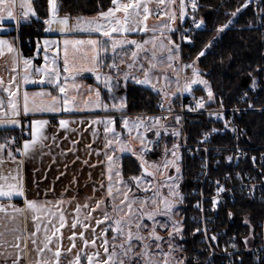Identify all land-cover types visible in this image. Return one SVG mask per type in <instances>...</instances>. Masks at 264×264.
<instances>
[{
  "label": "snow or ice",
  "instance_id": "snow-or-ice-1",
  "mask_svg": "<svg viewBox=\"0 0 264 264\" xmlns=\"http://www.w3.org/2000/svg\"><path fill=\"white\" fill-rule=\"evenodd\" d=\"M152 0H111L112 6L107 9V11H101L98 13V17H93L91 19H85L83 17L76 18L75 25H69L70 17L65 15L64 17H59L57 15L59 11V7L57 4V0H48V11L49 17L44 20L46 25L57 24L60 26L59 31L64 33L66 31H72L73 28H78L82 32L88 33H100L101 37L106 39H64L63 40V73L64 75V83H61V71L57 67L55 59L51 61V64L47 63L48 57L45 56V65L40 68H35L34 71L40 77L41 83H47L49 85L58 88L59 92L63 94V110L71 111L76 103V96H70L68 89L69 88H79V85L75 83V78L84 72H91L96 74L97 81L101 80V73L99 69L107 65L110 70H115L118 75L115 79L119 80V72L120 69L115 63V60L118 57V52L124 50L125 45H135L137 49H140L142 46L138 44L136 41H131L127 39H116L113 34H125L129 32L135 31H147L146 22L150 15H152V11L150 9V3ZM157 7H163L168 9V11L164 12L163 15L167 16L169 21H175L177 16L176 12L172 10V6L176 3V0H155ZM261 4H264V0H261ZM190 5L192 12L195 13L200 5L198 0H190ZM188 3L186 0H179V19L181 21L184 20L186 16V8ZM249 5L245 3L242 5V8H247ZM17 7V0H0V21H4L5 19L17 20L27 19L29 15L35 16L36 13L32 8L29 0H20L19 7L21 9L20 13H16L14 10ZM241 8H237L235 11L228 13L229 19L222 24H218L214 28L215 35L212 36L211 39L208 40L207 43L203 45V48L198 52L196 56V60L191 64L184 65V68L191 69L190 78H185L183 84L180 83V77L177 75L176 78V90L177 92H192L194 90H200L198 87L194 89L193 86H203V91L207 94V102L215 101V93L213 91L212 85L209 80L205 78L206 75H210V73H203L201 69L197 66V62L200 61L202 57L207 56L212 50L219 44L220 40L223 38V34L227 31L231 30V28L235 25V18L241 12ZM121 15H117V14ZM159 15V13H157ZM259 15L261 16V27L264 28V8L260 9ZM193 24L196 29H201L204 31H208L206 21L204 19H200L197 21L195 17H193ZM251 27V23L247 25ZM164 29L167 31H173L167 24L164 25ZM51 28H46L45 31H49ZM156 28L152 29L153 33L156 32ZM17 38H13L12 40L0 38V56H2L5 51L9 54H13V61L17 63L19 57L17 54V48L15 47V40ZM157 37L153 35L152 43H153V57H155V47L157 44ZM183 40L192 43L193 40L191 37L183 36ZM45 45L56 44L58 45V41H44ZM145 44L148 41L144 42ZM168 44L172 45L167 49L169 55L168 60L173 61L174 59H179L180 48L179 45H173L171 39L168 40ZM160 48L163 49L165 46L163 42H160ZM175 51L176 56L173 57L172 52ZM109 52H111L112 63H107V57ZM133 62L128 63L126 67L128 69H132L136 63L137 52H132ZM232 58L231 54H229L228 59ZM23 66L25 70V74L23 76V82L27 83H36V81L32 80L29 75V69L32 64L30 59H23ZM121 63H124L123 59H121ZM220 64L224 63L223 56L219 61ZM172 65L169 64V67ZM141 71H143V78H136L135 76H131L129 72L123 73V79L127 81L129 78H132L135 83L142 85H150L153 91H157L156 83H153L151 80V73L149 70H145L141 65ZM155 67L154 64L150 63V68ZM16 70L13 69V72ZM256 72H264V67H258L255 69ZM249 76H252V84L251 88L254 91L256 88V78L253 76L252 72L248 73ZM71 79L72 83L69 84L68 81ZM114 77L111 75L103 76V83L108 88L109 93L113 91L117 84H113ZM17 77L13 75L11 80L8 82L7 86H4L2 80H0V90L7 93V106L5 107L4 101L0 100V117H15L19 116L18 110V91L19 85L16 84ZM167 82V78L165 77ZM16 86V91H13V86ZM91 91V89H89ZM158 95L162 94L163 99L159 102V107L161 109L164 108V100H167L169 104H171L172 97L170 94L164 91V88L161 87L157 93ZM50 93L44 91H38L31 94V103H30V95L27 91L23 94L24 106L23 112L25 115L31 113H42V112H59L61 111V106L58 100V97L51 96V100H45V97L50 96ZM96 104L99 106L100 101V92L96 91ZM240 102H244L247 104L246 110H255L254 103L249 99V93L244 91L239 97ZM207 102L204 101L203 98L197 100L196 109H203L207 106ZM220 110L212 113H209L210 117H215L217 121H224V129L227 131H231L236 135V140L239 141L242 135H245V131L243 129H238L236 126L232 124L231 120L225 119L224 113V101L221 98L220 100ZM107 108V105L104 106ZM125 107L124 103L114 104L113 108L116 111H121ZM171 112V107L167 109ZM189 110H195L189 108ZM260 111H264V106H261ZM242 111L238 108H233L232 112L235 115L236 113ZM167 119V117H144L142 119L138 118L136 120L130 121L128 118H123V127L128 130L131 135L133 129L136 130V135L133 137L134 139H138L140 141L141 147L139 149L138 159L141 160V169L142 174L140 176H132L130 179L135 181L136 187L138 189L141 188L142 185H150V187H144L143 191L149 192L152 191L153 195L151 197H144L140 199L136 196H130L132 188L130 185L126 184L121 178V172L119 170L115 171V176L117 177V183L121 185V188H117L114 192V185L112 182V169L109 168V184L107 188V197L115 200L122 196L118 205H112V210L117 213L115 217L111 216L107 210V205L105 206V211L103 213L102 218L96 219V225L103 224L105 221L108 222L107 226L101 229L100 235L97 237L95 232V228L93 227V239L91 241L84 238V232H80V239L83 241L85 248L89 245L96 247L97 240H100L99 247L103 249V256L100 251H96L94 253H88L85 251V248H82L75 257L69 261V264H82V254L86 256L87 264H187L186 258H180L175 255V253L183 251V246L175 243L176 237H180L183 239V226L182 223L176 219L174 216L176 214L177 205L182 204L184 202V196L180 191L179 180L182 178L180 161L182 157L179 154L180 145L174 144L172 149L165 150V159L158 164H147L143 160V156L148 153V151L153 150L149 147L152 143L148 141L144 132L140 131V129H144V131H153L155 130V135L159 137L161 135V129L164 130V133L167 134V126L162 124L163 120ZM177 122L180 121V117H176ZM113 119L108 118L105 123L106 125L113 124ZM18 123L15 119H0V125H16ZM48 121L46 120H33L31 122V137L32 139L25 140L23 143V148L17 149L20 151L22 155H27L30 150H32L38 143L41 137V130L44 125H46ZM69 121L60 120L59 125L61 128H66ZM221 131V129L212 128L210 131L205 132L202 136L200 143H207L209 137L212 136L213 133ZM106 133H112L116 138L118 148L120 151L129 150V145L122 141L118 134L115 133L114 128L105 127ZM172 135L179 136V132L173 131ZM12 141H8L11 143ZM158 143V141H157ZM113 144L112 140H109L105 147L109 148ZM6 147V144L0 143V151H2ZM207 151V150H206ZM235 151L237 154L241 153V149L239 144L237 143ZM170 152V158H169ZM8 157L10 159H14L11 151L8 152ZM262 159H264V153L261 154ZM239 158V155L237 156ZM109 162L113 161V156H107ZM228 161L232 160V156L227 157ZM252 160L255 162L256 157H252ZM205 167H207V162H205ZM174 168L175 176L168 175L166 170ZM151 169V170H149ZM157 176L162 177L161 180H157ZM146 177H151V180L146 179ZM217 184V197L220 193L225 191V188L220 185L219 181ZM103 187V184L101 185ZM167 188V195H163L161 192V188ZM247 187V186H244ZM123 189V190H122ZM20 197L24 196V186H23V178L16 175H3L0 174V197L12 198L13 196ZM253 199H255L254 186L253 191L250 193ZM217 197H213L212 199V208L215 211L219 206V201ZM102 203H105L104 199L96 201L94 206H91V211L87 213V215L82 220L80 218L81 209H88L90 206L85 203L83 205H77L75 212L76 216L73 218L72 227L75 228L77 225L81 226L84 229L90 227V223H84V220H88L89 222L92 219V213L98 210ZM25 207L20 208L13 204L9 205H0V213H5L7 208L12 209V213L7 214L8 220L15 219L16 216L22 215L25 213H32V220L34 222L40 221L41 217L48 223H37L36 230L33 231L30 236L32 237V244L36 245L37 241L35 237L37 233H39L41 227L44 229V239L43 246L37 248V255L40 257L45 251L52 252L54 256V260L42 259L38 258L35 264H60L61 258V247L57 246L55 251L50 247V245L54 242L53 238L57 237L60 228H63L66 223L65 216L63 212L60 210V205L63 204V200L56 201H43L37 202L35 200H28L25 198L24 200ZM151 204L154 207L151 210H146L147 206ZM138 205V206H137ZM195 207L200 208L203 211V208L200 203H197ZM126 208V211H125ZM122 213V215L120 214ZM228 216L231 219L233 213L231 211L228 212ZM157 217H165L164 220H159ZM54 218H58L59 227H56ZM147 221H151V228H149ZM246 224H249V227L253 229L252 234L254 235V226L251 224L249 219L246 217ZM49 225H51V234H49ZM261 227H264V221L261 222ZM157 229L163 230L167 232L168 239L165 241L164 237H162ZM8 230V229H6ZM111 230L112 237L111 241L107 235L108 231ZM11 231L15 232L18 229H11ZM196 232L203 231L205 241L217 242L218 236L213 234L209 237L208 229L205 227L203 230L197 228ZM146 233V234H145ZM195 234V233H194ZM4 235L3 232H0V237ZM76 233L73 232L69 237L70 240L73 241L72 247H75V238ZM21 237L19 235L15 236L16 243L8 245L9 247L19 249ZM119 241V243H117ZM249 242V237H244L245 247H247ZM3 243H7L4 241ZM167 243L168 251H164L162 245ZM155 245V252H153L152 245ZM211 243H209V249H211ZM137 247H139V252L136 251ZM233 249L237 247L235 243L230 245ZM71 252V248L68 249ZM225 252L227 253V248H225ZM232 256L235 253H227ZM3 255V253H0ZM214 256V251H209V257L206 259L205 264H210L211 258ZM241 264H242V257ZM8 257L4 256L5 264H7ZM22 256L19 252L16 253L15 257L12 259V264H21ZM198 264V262H197ZM264 264V261H262Z\"/></svg>",
  "mask_w": 264,
  "mask_h": 264
},
{
  "label": "crops",
  "instance_id": "crops-1",
  "mask_svg": "<svg viewBox=\"0 0 264 264\" xmlns=\"http://www.w3.org/2000/svg\"><path fill=\"white\" fill-rule=\"evenodd\" d=\"M31 1V5L33 0ZM20 0H17V7L14 10L19 13L21 10L19 7ZM58 4V2H57ZM59 17H64L57 13ZM118 16L121 14H117ZM49 17V11H48ZM97 16L83 17L86 20ZM34 16L29 15L27 19L7 20L0 21V38L12 40L14 37L15 47L17 48V56L19 60L17 63L13 61V54H9L7 51L0 56V80L3 81L4 86L8 85L13 75H16V84L19 85L17 103L19 116L15 117H0V119H15L18 121L16 125H0V143L12 144V142L18 138H22V150L23 143L25 140H31V122L33 120H46L48 123L44 125L41 130V139L37 145L29 151L27 155H22L20 151L14 149L12 152L14 159L8 157V152L5 147L0 151V174L12 175L19 174L23 178L24 196L12 198L0 197V205L13 204L17 207L24 208V200H35L38 203L43 201H56L63 200L60 210L63 212L66 223L63 228H60V232L57 237H54V242L50 245L55 251L57 246L61 247V258L60 264H69L77 252L82 248H85L83 241L80 239L79 233L84 232V238L91 241L93 239V227L95 228L96 236L100 235L102 224L96 225V219L102 218L107 205L109 211V198L107 197V188L109 184L108 173H109V148L105 145L109 141L108 133L105 132L106 125L105 121L108 118H112L114 121L115 129V118L123 121V118H128V114H125V107L121 111H116L113 108L114 104H120L123 99L113 101L105 99L102 96V89L108 90L103 83L104 75H111L116 72L114 69L109 71L103 67L99 69L101 73V80L97 81L96 74L91 72H84L75 78V83L79 85V88H69L68 92L70 96H76L75 106L71 111L63 110V94L59 92L58 88L52 85L40 82V77L35 73V68L43 67L46 63L45 56L48 57L47 63L51 64V61L55 59L57 67L61 71V83H64L63 73V40L64 39H106L100 36V33H88L82 32L78 28H73L72 31H66L61 33L59 31L60 26L53 24L51 26L46 25V28H51L49 31H45V36L39 40H35L32 49L30 51H24L22 48L23 42L20 40V25L29 23ZM71 18V17H70ZM188 19V18H187ZM76 18H71L69 25H75ZM153 25V26H152ZM147 26V31H135L125 34H113L116 39H127L136 41L142 46L144 40L151 37V34L158 33L156 35L157 43L162 41L164 44L163 58L168 54L167 49L172 45L168 44V40L174 41V33L179 29L178 27L173 28L170 23V28L173 31H167L164 27L160 26L158 22ZM156 28V32L153 33L152 29ZM29 40V39H26ZM58 41L59 44L45 45L44 41ZM174 43V42H173ZM153 45V43H152ZM136 50L135 45H125L123 51L118 52V56H121L123 61L133 62L132 52ZM111 53V52H110ZM147 53V54H146ZM136 63L138 61L143 62V59L139 57H149L147 50H141L137 53ZM123 56V57H122ZM23 59H30L32 64L29 69L30 78L36 83L23 82V76L25 74ZM121 59H118L117 66L120 67ZM156 59V58H155ZM180 59V56H179ZM152 61V60H151ZM120 63V64H119ZM123 64V63H122ZM137 64H135L136 66ZM13 69L16 71L13 72ZM111 72V73H110ZM156 72V70L150 71V73ZM112 76V75H111ZM143 76L140 74L139 77ZM92 78L93 81H89ZM115 78V77H114ZM117 81L113 79L112 83ZM131 81V80H130ZM135 83L134 81H132ZM72 83L71 79L68 81ZM114 84V83H113ZM116 84V83H115ZM114 84V85H115ZM137 84V83H135ZM141 85V84H139ZM144 87H147L143 85ZM150 88V87H148ZM91 89V91H89ZM152 89V88H150ZM16 86H13V91H16ZM27 91L30 95L38 91H44L50 93V96L45 97V100L50 101L51 96L58 97L61 111L59 112H42V113H29L27 115L23 112L24 100L23 94ZM96 91L100 92L99 106L96 104ZM156 92V91H155ZM179 97V96H176ZM175 97V98H176ZM174 98V99H175ZM0 100L4 101L5 107L7 106V93L0 90ZM124 103V102H123ZM107 105V108L104 106ZM142 116V117H141ZM144 118L143 115H139L138 118ZM23 118V121H20ZM136 118H134L135 120ZM60 120L69 121L66 128H61L59 125ZM123 123V122H122ZM3 131V132H2ZM8 141H12L8 143ZM131 151L129 147L128 152ZM127 151H122V155ZM103 184V187L101 185ZM104 199L105 203H102L100 208L92 213V219L89 222L84 220V223H90V227L87 229L77 225L75 228L72 227L73 218L76 216V206L87 203L90 207L88 209H81L80 218L83 220L89 211L91 206L96 204V201ZM12 213L11 208H7L5 213H0V232L4 235L0 237V264H5L4 256L8 257L7 264H12V259L16 253L19 252L22 256L21 264H35L38 258L54 260L52 252L45 251L40 257L37 255V248L43 246L44 229L41 227L39 233L35 237L37 243L33 245L30 234L36 230L37 223H48L41 217L40 221L34 222L32 220V213H25L18 215L13 220L7 219V214ZM56 227H59L58 218H54ZM8 229V230H6ZM11 229H18V231H11ZM49 234H51V225H49ZM75 232V247H72L73 241L69 239L72 233ZM108 231L107 235L109 237ZM21 237L20 248H12L8 245L16 243L15 236ZM6 241L7 243H3ZM100 240H97L96 247L89 245L85 248V251L92 253V250L100 251L103 256V249L99 247ZM71 248V252L68 249ZM82 264H87L86 256L82 254Z\"/></svg>",
  "mask_w": 264,
  "mask_h": 264
},
{
  "label": "trees",
  "instance_id": "trees-1",
  "mask_svg": "<svg viewBox=\"0 0 264 264\" xmlns=\"http://www.w3.org/2000/svg\"><path fill=\"white\" fill-rule=\"evenodd\" d=\"M60 15H67L71 18L97 16L101 11H107L112 6L111 0H57ZM199 9L193 13L190 18L186 19L180 28L185 29L193 23V17L197 21L204 19L207 24L208 31L196 29L192 35V43L182 44L180 50V58L184 63H190L196 59L198 52L203 45L215 35L214 28L218 24L225 23L230 17L228 13L241 8V12L235 18L236 23L223 34V38L219 44L207 56L202 57L197 62V66L203 73H210L205 78L209 80L215 93V101L211 107L220 108L221 98L224 101V109L231 110L238 108L247 109V104L239 101V97L244 91H248L252 84V76L248 73L252 72L256 78V88L253 95H249V99L254 103L255 110L239 112L234 115V121L238 129H243L245 135L237 141L235 134L231 131L223 130L222 120L217 121L215 118L207 114L187 115L185 118V128L188 135V144L200 143L205 132L212 128L221 129L213 133L209 137V144L216 147H232L236 143L244 145H264V111H260L264 106V72H256L258 67H264V28L261 27L260 9L264 8L261 0H198ZM247 3V8L242 5ZM32 8L36 15L29 23L20 25V40L23 42L29 39L34 43L35 40L45 36L46 24L48 19V0H33ZM251 23V27L247 25ZM30 51L31 49H25ZM232 58L229 60L228 56ZM224 63L220 64L221 57ZM118 56L115 63H118ZM107 63H112L111 53L107 57ZM105 70L111 71L107 65L103 67ZM111 73V72H110ZM89 81H93L90 78ZM102 96L105 99L117 101L123 99L125 105V113L129 115L151 114L159 110L160 95L148 87H144L133 82H127L121 88L117 86L111 93L109 90L102 89ZM177 98V97H176ZM175 98V99H176ZM188 98H183L187 101ZM115 118V128L121 130L119 119ZM3 132V131H2ZM161 145L147 153V157L156 161L158 158ZM121 170L124 178L139 176L141 167L138 158L130 155H122L120 158ZM201 158L184 156L182 162V179L180 191L184 196V202L180 204V217L183 226V239L181 244L184 249V258L187 264H196L193 261L195 255L202 254V245L199 236L195 233L194 224L189 220L191 215L197 216L195 205L197 196L193 191L196 188L197 174ZM233 164L223 162L217 168H211L213 177H220L226 173H230ZM233 213L232 218L228 216V212ZM264 216V200L257 202H249L245 199H238L234 203L227 204L218 212L215 226L219 230L224 231L225 237L235 236L238 241L247 234L248 227L245 226V218H249L251 223L256 222ZM264 261V260H263ZM236 264H241L237 262ZM242 264H255L253 258L246 254L242 260ZM262 264V262L260 263Z\"/></svg>",
  "mask_w": 264,
  "mask_h": 264
},
{
  "label": "built area",
  "instance_id": "built-area-1",
  "mask_svg": "<svg viewBox=\"0 0 264 264\" xmlns=\"http://www.w3.org/2000/svg\"><path fill=\"white\" fill-rule=\"evenodd\" d=\"M158 13L159 15L161 14L159 11ZM195 30L196 28L194 24L191 23L187 28L178 31L180 34L179 41L182 43H187L188 41L183 40L182 37H192ZM32 45L33 43L30 40L23 41V46L25 49H30ZM247 92L249 95H253L255 90L253 91L252 88L249 87ZM182 101L177 104V107L180 108L178 111L173 110L169 113L158 111L154 115L163 116L164 114H170L179 116L180 121L178 124L181 129L185 130L184 119L185 116L189 114V112L184 110ZM223 111L225 113V119L231 120L232 124L236 126L232 109ZM240 112L244 111L242 110ZM207 113L210 112H205L204 114ZM23 120V118H20V121ZM222 123L224 127L223 120ZM22 141V138L14 140L12 144H8L6 146L7 150L13 151L14 149H20L22 147ZM236 145L237 143L232 147H216L211 146L208 141L202 146H191L186 148L188 149L186 150L187 157L201 158V164L197 174L196 188L194 189L193 193L195 196H197L196 204L200 203L203 211H201L200 208L195 207L197 216L191 215L189 220L192 224H194L195 230L197 228L203 230L205 227H207L209 237L213 234L218 236L217 242L205 241L203 231H194V233L199 236V240L202 245V254L195 255L193 258V261L196 264L197 262L198 264H205L206 259L209 257L210 250L214 251V256L211 258L210 264H236L237 262L241 261V257L243 260L246 254L253 258L255 264H260L264 260V227L260 226L261 222L264 221V216L258 219L256 222L251 223L254 226V235L252 234L253 229L249 227V224L244 222L245 226L248 227V232L240 239V241H238L235 236L225 237L224 231L219 230L215 226V220L217 219L218 212L221 211L227 204L234 203L238 199H245L249 202H260L264 200V159L261 157V154L264 153V145L255 146L239 144L241 149L240 154H237L235 151ZM238 155L239 158H237ZM228 156H232L231 161L227 160ZM253 156L256 157L255 162L252 160ZM205 162H207V167L204 166ZM223 162L227 164H233L231 172L224 174L221 176V178L213 177L211 168H217L218 166H221ZM217 181H219L220 185L225 188V191L220 193L218 197L216 184ZM253 186L255 199H253L250 195V193L253 191ZM213 197H217L219 201V206L215 211L212 208ZM246 236L249 237L247 247H245L244 243V237ZM209 243L212 245L211 249H209ZM232 243L237 245L235 249L230 247ZM225 248H227V253H235V255H228L225 252Z\"/></svg>",
  "mask_w": 264,
  "mask_h": 264
},
{
  "label": "rangeland",
  "instance_id": "rangeland-1",
  "mask_svg": "<svg viewBox=\"0 0 264 264\" xmlns=\"http://www.w3.org/2000/svg\"><path fill=\"white\" fill-rule=\"evenodd\" d=\"M249 1H251V0H249ZM29 2L31 3L30 0H29ZM186 3H188V6L186 8V16H185L184 20L181 21L179 19V0H176V3L172 6V10H174L176 12L177 18H176L175 21H169L167 16L163 15V13L168 11V9L163 8V7L158 8L155 0H152V2L150 3V9H151L153 14L149 16V18H148V20L146 22V25L149 26V25H152V24H156L158 22L161 24L160 26H162V27H164L165 24H167L170 27L171 26L170 23H172V27L173 28L178 27L179 24L183 25L184 22L186 21V19L190 18V14L192 12L191 5H190V0H186ZM158 11L161 12L160 15L157 14ZM180 30H182V28L179 27L178 30H176L174 33H171V34L174 36L173 45H179V48L181 50V45L182 44H187L189 42L182 43V42L179 41L180 34L178 33V31H180ZM153 35L156 36V35H158V33L151 34L150 38L144 40V42L148 41V43L145 44L143 42L142 47L140 49L136 48V50H135V52H137V53L139 51H141V50H147L148 53H149V57L147 58V57H144L142 55H139V57L141 59H143V62H142V60H141V62L138 61V63H135L137 65L136 66L134 65V67L132 69H128L126 67V65L129 63L128 62L129 60L128 61L127 60L124 61L123 64L119 63L120 64V67H119V69H120L119 80L115 81L113 83L114 84L118 83V86H120L122 88L125 85V83L134 81L132 78H129L127 81H125L123 79V73L124 72H129L131 76H135L136 78L142 79L143 76L139 77L140 74H143V71H141V67H140L142 65L145 70H149V71L156 70V72H152L151 73V80H152L153 83H156V85H157V91L156 92L158 93L159 89L161 87H163L164 91L167 92L168 94H170L171 97H172L171 104H169V102L167 100H164V108L161 109L159 107V110H158L159 112L162 111L163 113H169V111L167 110L169 107H171V111H173V110H177L178 111V109H180V108L177 107V104L179 102H181L183 100V98H185V97H187L188 100L187 101H182V102H183L184 110L186 112H189V114H187V115H195V114H201V113H205V112H213L214 113V111L220 110V108L211 107V105H213L214 102H207V94H206L205 91H203V86H193L194 89L198 87L200 90H194L192 92H184V93L177 92L176 83H175L177 75H179L180 83L182 85L184 80H185V78H190V76H191V69L190 68H187V69L184 68V65L191 64L193 61L190 62V63H184L181 60V58L180 59H174L173 61H169L168 60L169 53L165 56V58L161 57L162 56L161 54H163V52H165L166 50L164 49L165 50L164 51L163 49L160 48L159 42L156 44L155 57H153V45H152ZM172 55H173V57L176 56L175 51L172 52ZM179 56H180V54H179ZM150 63L154 64L155 67L150 68ZM169 64H171L172 66L169 67ZM111 75L113 77H117L118 73L114 72ZM165 77L167 78V82L165 80ZM145 86L151 88L150 85H145ZM115 88H117V87H115ZM176 96H179V97L174 99ZM201 98H203L204 101L207 102V106L205 108H203V109H196V102H197V100H199ZM162 99H163V95L160 94V100H162ZM189 108H192V109H195V110H191L190 111ZM224 110H226V109H224ZM151 114H146V115L145 114H137V115H131L130 117H128V119L130 121L134 120V118L138 119L139 115H143L144 117H167V119H165V120H163L161 122L162 124L167 126V134H165L164 130L161 129V135L159 137H157L155 135V130H153V131H144V129H140V131L144 132V135L146 136L147 140L152 142L149 145V147L151 149L154 150L157 146H159V144L162 146L161 150H160V153H159V156H158V158H156V161L150 160L147 157V154L143 156V160L147 164H158V163L162 162L165 159V150L166 149L170 150V149H172V146L174 144H178V145H180L179 154L182 157V159L180 161V168H182L183 158H184V156H187L186 155V150H188V149H186V148L187 147L189 148L191 146H193V147L202 146L204 143H197V144H193V145L190 146L188 144V135H187V132H186L185 125H184L185 130L181 129V127L179 126V124H178V122L176 120L177 116L170 115V114H164L163 116L154 115L155 113H151ZM207 115H209V113H207ZM128 116H129V114H128ZM186 116H185V118H186ZM141 117H140V119H142ZM213 118H215V117L213 116ZM118 122H119L121 130H117L115 128L114 129L115 133L118 134L120 139L122 141L126 142L129 145V147H131V149H132V152L131 151L128 152V150H126L127 153H125L124 155H130V156H134L135 158H137L138 154H139V149L141 147V144H140V141L138 139H134L133 138L136 135V130L133 129V131H132V133L130 135L128 130L123 127V123H122L123 121L119 119ZM184 123H185V119H184ZM109 127L114 128V122H113V124L109 125ZM173 131L179 132V136L177 137V136L172 135ZM108 139L113 141V144L110 146V149H109V156H113L114 159H113L112 162L109 163V168H111L112 172H113L112 182H113V185H114V192L116 191L117 188H121V185L117 183V177L114 174L115 171L119 170L121 172L122 180L126 184L130 185L131 188H132L130 196L134 195V196H136V197H138L140 199H143L146 196L147 197H151L153 195L152 191H149V192L143 191L144 187H150V185L145 184V185H142L140 189H138L136 187L135 181L131 180L130 177L129 178H124L123 177L122 170H121V164H120V158H121L122 151L119 150L116 138L113 136L112 133H108ZM157 141H158V143H157ZM150 151H152V150H150ZM150 151H148V152H150ZM168 155H169V158H170V152H169ZM138 161H139V164H140V167H141V160L138 159ZM149 170H151V169H149ZM166 172H167L168 175H172V176L176 175L174 168L167 169ZM181 173H182V170H181ZM141 174H142V169L140 171L139 176ZM108 176H109V173H108ZM146 179L151 180L152 178L151 177H146ZM161 179H162V177L157 176V180H161ZM181 179L179 180V185L180 186H181ZM161 192H162L163 195H167V188L166 187L165 188H161ZM120 199H122V196H120L119 198H117L115 200H112L111 198H109V205H108L109 211L108 212L113 217H115L117 215V213L112 210V205H114V204L118 205ZM179 206H180V204L177 205L176 214L174 216V219H176V220L181 222V217H180V213H179L180 212ZM153 207H154V205L149 204L147 206L146 210H151ZM125 211H126V208H125ZM120 214L122 215V213H120ZM157 219L164 220L166 218L165 217H157ZM147 223H148L149 228H151V221H147ZM107 224H108V222L105 221L102 224L103 228H105L107 226ZM157 231L159 232V234L162 237H164L165 241H167V239H168L167 232H165L163 230H160V229H157ZM111 237H112V232L110 230V232H109V240L110 241H111ZM117 243H119V241H117ZM175 243H177L179 245H182L181 244V238L179 236L176 237ZM162 247H163L164 251H168L167 243L163 244ZM151 250L153 252H155V245L154 244L152 245V249ZM94 251L95 250H92V253H94ZM136 251L139 252V247H137ZM175 255L177 257L184 258V249H183V251L175 253Z\"/></svg>",
  "mask_w": 264,
  "mask_h": 264
}]
</instances>
